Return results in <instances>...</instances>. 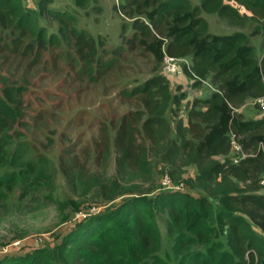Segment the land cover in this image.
<instances>
[{
  "label": "trees",
  "instance_id": "trees-1",
  "mask_svg": "<svg viewBox=\"0 0 264 264\" xmlns=\"http://www.w3.org/2000/svg\"><path fill=\"white\" fill-rule=\"evenodd\" d=\"M230 2L250 15L241 14ZM34 3L32 8L22 0H0V41L5 32L10 40L3 44L4 51H20L38 59L49 46L71 39L89 78L110 67V62L98 55L102 42L71 27L75 18L68 11L55 8L54 0ZM113 10L130 21L120 28L121 46L112 51L113 56L125 47L150 57L155 64L153 77L124 92L126 99L137 98L139 110L119 120L113 139L117 174L126 182L148 175L145 152L159 144L163 134L161 114L171 97L167 76L157 73L165 55L190 58V67L183 71L193 80V87L201 88L209 80L214 90L207 98L192 100L186 123L178 131L180 140L172 143L165 159L171 166L178 161L192 164L197 182L215 193L218 205L183 190H161L152 196H137L128 190L130 197L118 206L74 222L51 251L35 249L23 257L0 254V264H169L156 256L160 242L158 213H167L170 224L182 231L175 244L181 254L179 264H264L263 240L252 228L264 233V189L259 185L264 175V114L251 120L236 114L246 101L264 97V0H200L196 7L188 0H122ZM201 12L216 15L239 31L211 35ZM46 18L58 23L57 34L48 33L41 25ZM245 28L250 31L244 32ZM258 51H263L261 60L255 57ZM1 95L3 215L7 193L29 174L16 170L18 164L10 159L9 145L2 134L3 129L15 124L23 127L21 95L8 88L2 89ZM185 98V94L173 95L172 101ZM232 138L247 154L237 164L228 158ZM109 143V137L103 136L99 143L95 141L94 163L99 169L110 156ZM218 157L225 159L221 163L215 160ZM89 161L71 159L63 170L69 185L81 187L86 183ZM6 167L12 170H2ZM93 187L107 193L100 184L93 183Z\"/></svg>",
  "mask_w": 264,
  "mask_h": 264
},
{
  "label": "rangeland",
  "instance_id": "rangeland-1",
  "mask_svg": "<svg viewBox=\"0 0 264 264\" xmlns=\"http://www.w3.org/2000/svg\"><path fill=\"white\" fill-rule=\"evenodd\" d=\"M188 1L191 6L200 5V0ZM34 2L36 0H22L32 8L35 7ZM78 2L54 0L53 6L68 11L75 18L71 27L83 30L102 42L98 55L109 61L110 67L91 78L71 39L60 40L58 46H49L35 59L20 51H4L3 44L10 40L8 32L1 34L0 96L2 89L17 90L23 108V127L15 124L10 129H3L2 134L9 145L10 159L18 164L16 170H27L29 175L6 195L5 213L1 215L0 212V254L23 257L35 249L51 251L58 240L71 230L74 222L118 206L124 198L130 197V193L137 196L161 193V182L167 176L173 186L183 187L182 193L194 198L205 197L211 205H218L215 193L197 182L196 168L192 164L178 161L171 166L165 159L172 143L180 140L178 131L186 123V113L192 100L207 98L214 90L209 80L201 88L193 87V80L183 71L190 67V58L179 61V75L165 76L170 83L171 97L161 114L163 134L159 144L145 152L148 175L132 177L126 182L117 174L113 139L119 120L124 114L139 110L137 98L126 99L124 92L153 77L155 64L150 57L127 51L125 47L119 50L118 56H113L112 51L121 46L120 28L130 22L113 10V6H118L122 0ZM240 11L245 14L242 9ZM201 17L205 19L211 35L224 36L233 30L239 31V28L227 26L216 15L201 12ZM41 25L48 29V33L57 34V22L46 18ZM262 52L256 53L257 60H261ZM157 74L164 76L162 66ZM179 94H185L186 98L174 104L172 97ZM236 114L244 120H251L264 112L248 100ZM101 132L104 135H99ZM101 136L109 137L110 142V156L103 169L94 163L95 141L99 143ZM232 155L231 152L228 158ZM72 158H77L80 163L84 158H90L86 163L89 177L81 187L69 185L63 172ZM224 159L215 158L221 163ZM2 170L12 169L6 167ZM93 183L106 188L107 193L93 187ZM240 186L241 191L245 190L242 184ZM156 221L160 233L156 256L165 263L179 264L181 254L175 244L182 231L170 224L167 213H158ZM252 228L264 245V233L254 226Z\"/></svg>",
  "mask_w": 264,
  "mask_h": 264
},
{
  "label": "built area",
  "instance_id": "built-area-1",
  "mask_svg": "<svg viewBox=\"0 0 264 264\" xmlns=\"http://www.w3.org/2000/svg\"><path fill=\"white\" fill-rule=\"evenodd\" d=\"M181 60L182 59H175L165 55L162 61V73L167 77H174L179 75L181 73L179 68V61ZM254 103L261 111L264 112V97L257 99ZM231 152L233 155L230 157V160L232 161L233 164H237L240 161V159L246 157V156L244 157L245 153L242 152L241 147L233 140V138L231 140ZM260 185L264 189V175L260 181ZM161 188L163 190H172V191L183 190L182 186H173L168 176L162 180Z\"/></svg>",
  "mask_w": 264,
  "mask_h": 264
},
{
  "label": "crops",
  "instance_id": "crops-1",
  "mask_svg": "<svg viewBox=\"0 0 264 264\" xmlns=\"http://www.w3.org/2000/svg\"><path fill=\"white\" fill-rule=\"evenodd\" d=\"M232 7H234V8H236V9H238L239 10V12L241 13V14H243V12L242 11H240V9H242L243 11H244V13L246 14V15H250L248 12H246L243 8H241V7H239V6H237L236 4H234L233 2L230 4ZM225 22V21H224ZM226 23V22H225ZM227 25V24H226ZM228 26V25H227ZM232 28V27H231ZM233 29V28H232ZM235 30H233V32H234ZM212 92V91H211ZM211 92H210V94H211Z\"/></svg>",
  "mask_w": 264,
  "mask_h": 264
}]
</instances>
